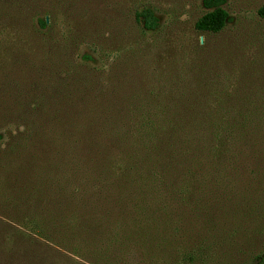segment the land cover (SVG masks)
I'll return each mask as SVG.
<instances>
[{
  "label": "rangeland",
  "instance_id": "1",
  "mask_svg": "<svg viewBox=\"0 0 264 264\" xmlns=\"http://www.w3.org/2000/svg\"><path fill=\"white\" fill-rule=\"evenodd\" d=\"M262 6L226 0L231 20L215 34L196 29L209 11L204 0H0V264H256L264 252ZM145 9L157 29L144 28ZM160 114L210 116L201 127L212 142L191 143L192 173L178 186L185 202H199L200 217L167 243L158 231L144 263L102 255L112 237L85 231L97 218L86 202L108 198L87 172L98 173L103 156L123 162L133 145L119 133L132 117ZM221 118L232 131H216ZM247 119L253 124L242 128ZM64 234L71 241L62 243Z\"/></svg>",
  "mask_w": 264,
  "mask_h": 264
},
{
  "label": "trees",
  "instance_id": "2",
  "mask_svg": "<svg viewBox=\"0 0 264 264\" xmlns=\"http://www.w3.org/2000/svg\"><path fill=\"white\" fill-rule=\"evenodd\" d=\"M225 3L226 0H204V6L209 11L197 21L196 29L215 34L222 32L231 20L223 8ZM258 14L264 19V6ZM138 16L144 28H158L159 19L153 10L145 9ZM40 22L42 26L46 25V21ZM207 116L160 114L132 117L134 126H127L126 132L119 133L133 145L124 152L128 155L123 162L112 165L108 156H103L106 164L101 165L102 169L98 173L87 172L92 178L93 189H97L96 193L99 196L107 193L108 198L96 203L90 194L86 202L87 214L97 218L93 221L91 217L85 231L90 236L98 233L94 234L95 237L107 234L112 237L109 245L105 241L99 245L102 246V255L127 256L133 262L140 258L144 263L152 256L153 243L158 244L163 235V243H167L166 239L170 237L181 238L182 224L199 219V202L191 205L185 202L182 189L178 191V186L181 178L192 173L188 165H191L189 161L193 156L189 155L195 147L192 149L191 143L205 148L212 142V134L201 127L210 118ZM222 121L221 118L216 131L220 126L232 131L227 123L221 124ZM248 123L253 124V120L247 119L240 125L246 128ZM80 167L83 169L84 165ZM174 192L181 197L175 205L180 209L171 213L172 209H166V206L176 194ZM186 209L191 210L185 213ZM60 229L63 231V226ZM85 231H79L80 235H84ZM158 231L164 234L160 236ZM67 236L64 234L60 239L62 243L71 241ZM188 257L194 260L195 255L189 253ZM256 264H264V252Z\"/></svg>",
  "mask_w": 264,
  "mask_h": 264
}]
</instances>
